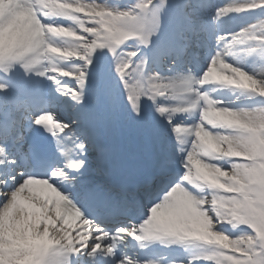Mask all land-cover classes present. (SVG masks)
Instances as JSON below:
<instances>
[{
    "label": "snow or ice",
    "instance_id": "1",
    "mask_svg": "<svg viewBox=\"0 0 264 264\" xmlns=\"http://www.w3.org/2000/svg\"><path fill=\"white\" fill-rule=\"evenodd\" d=\"M256 10L264 13V0H137L126 9L97 0H4L0 215L7 218L18 210L35 212L37 222L47 217L39 234L34 223L29 243L9 242L5 230L0 246L4 264H132L119 249L128 238H191L223 248L229 264H264V73L226 60L242 45L250 47L241 51L258 52L264 60V20L218 33L214 48L210 43L220 20ZM165 11L174 18L167 28L161 20ZM51 16H82L86 22L79 30L42 22ZM33 21L40 26L39 38L31 30ZM49 33L74 38L76 45L59 48L44 39ZM53 55L59 61L78 60L80 67L50 64L47 58ZM36 77L51 81L58 96L71 100V114L53 107L41 114L25 106L14 121L5 122L13 100L39 94L48 104ZM63 78L75 84H65ZM208 84L261 99L255 107H228L201 90ZM186 92L194 94L187 106L171 103ZM181 114L194 117L192 123L177 119ZM117 132L130 159L147 148L158 153L154 178L132 201L115 194L122 173ZM170 139L183 153L179 175L167 158ZM91 153L95 167L86 155ZM210 153L231 163L213 167ZM221 191L222 200L209 199ZM18 200L24 202L19 208ZM216 204L230 205L229 214L213 213ZM133 214L136 223L124 222ZM196 222L211 236L194 229ZM225 223L241 234L221 228Z\"/></svg>",
    "mask_w": 264,
    "mask_h": 264
},
{
    "label": "rangeland",
    "instance_id": "2",
    "mask_svg": "<svg viewBox=\"0 0 264 264\" xmlns=\"http://www.w3.org/2000/svg\"><path fill=\"white\" fill-rule=\"evenodd\" d=\"M97 2L98 3H102V4H106L108 7H112V8H119V9H126L127 8L126 7L127 3H125L126 0H99ZM3 3L4 2L2 0H0V9L3 8ZM260 21H262V20H260ZM260 21H258V22L254 21V22H252V24H259ZM84 22H86V21L83 18L82 21L78 22V27L75 28V30H79L80 26H81V23H84ZM75 45H76V42L73 43L72 45H69L70 49L75 47ZM235 62H237V61H235ZM253 62H250V61L240 62V61H238L237 63H239L244 68V70L249 71V72H253L255 70V69H252V67H251V66L254 65ZM256 67H257V73H261V71L264 72V64L259 65V68H258V66H256ZM35 81L38 83V85H41L42 82H43V80H41V79H35ZM236 91L240 92V90H236ZM239 95L241 96V98H252L253 97V96H250L249 94H247L245 92H240ZM259 101L260 100H254L249 105H253L252 107H255V104H258ZM187 102H189V99L185 98V99L182 100V102L179 105L186 106ZM248 106L243 105L242 107H238V108H248ZM201 155H203V154H201ZM208 159H209L210 162L211 161L215 162L216 165L211 164V166H213V167L218 166V165L227 167L228 164L231 163L230 160H228V159H226V158H224L222 156H219L218 154H215V153L208 154ZM217 193H218V197L213 198V199L218 200V201L222 200L223 199V192L221 191V193L220 192H217ZM215 195H213V196H215ZM31 197H35V195H32ZM212 208H213V210H212L213 213H220L221 215H224V214H229L230 205L221 208L220 204H216ZM21 217H20V219H21ZM10 224H11V222L7 221L5 226L10 227L9 226ZM225 224L233 226V224H229V223H225ZM223 225L224 224H222V226ZM193 228L197 229V230H200L203 235H206V236H209V237L211 236L210 229L205 228L204 225L200 224L199 222L194 223L193 224ZM0 231H1V226H0ZM18 236H19V238L16 239V241H19L20 243H22V242L25 243L24 242V238H25V236H24V228L20 229V234ZM11 239L14 240L13 238H11ZM0 246H2V245L0 244ZM195 250H198V249H195ZM199 254L202 257L204 255H209V256L214 257V262L211 263V264H217V262H218V264H229V261L226 259L225 254H223V252H221V251H215V250L214 251H210L207 248H204L202 251H199ZM3 263H4L3 260L0 259V264H3Z\"/></svg>",
    "mask_w": 264,
    "mask_h": 264
},
{
    "label": "bare ground",
    "instance_id": "3",
    "mask_svg": "<svg viewBox=\"0 0 264 264\" xmlns=\"http://www.w3.org/2000/svg\"><path fill=\"white\" fill-rule=\"evenodd\" d=\"M31 30H32V32H34L32 28H31ZM255 72H257V71H255ZM117 155H119V153H117ZM34 200H37L36 197L35 198L31 197L32 203H34L33 202ZM43 202L44 201H41V204H43ZM18 203H20V205H22L24 202L18 200ZM20 217H21V219H20ZM35 217H36L35 212L25 211V212L21 213L18 210H13L7 218H5L3 215H0V226H1L0 237L2 238L4 233H5V230H7L10 234V237H12L14 240L18 239L19 238L18 235L20 234V229H22V228L25 229V226H27V225H29V227L32 228L34 223L35 224L37 223L35 221ZM43 218H45V217H43ZM8 220H10V222H11V224L9 225L10 227L5 226ZM43 225H44V223H43ZM26 234L27 235L31 234V232L27 233L26 231H24V236H26ZM170 244H173V243H170Z\"/></svg>",
    "mask_w": 264,
    "mask_h": 264
},
{
    "label": "clouds",
    "instance_id": "4",
    "mask_svg": "<svg viewBox=\"0 0 264 264\" xmlns=\"http://www.w3.org/2000/svg\"><path fill=\"white\" fill-rule=\"evenodd\" d=\"M5 7H6V5H5Z\"/></svg>",
    "mask_w": 264,
    "mask_h": 264
}]
</instances>
